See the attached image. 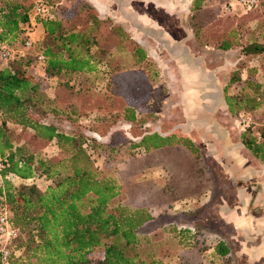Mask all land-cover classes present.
Returning a JSON list of instances; mask_svg holds the SVG:
<instances>
[{
  "label": "trees",
  "instance_id": "16d2710c",
  "mask_svg": "<svg viewBox=\"0 0 264 264\" xmlns=\"http://www.w3.org/2000/svg\"><path fill=\"white\" fill-rule=\"evenodd\" d=\"M35 1L0 0V47L16 51L13 59L5 67H0V162L3 164L0 170V211H7L11 225L20 231L12 244L10 262L147 264L139 259V233L154 221L155 215L148 206L130 208L119 205L108 209L109 202L119 195L121 188L115 178L104 176L95 167L87 145L98 146L111 159L122 156L123 145L117 144L116 136L128 144L124 150L128 156L133 150L151 155L181 149L197 160L199 152L188 138L158 131H140L135 108L119 106L120 54L123 48L130 49L135 63L153 72L151 60L121 26L111 24L105 28L107 19H101L86 2H82L80 9L70 11L62 6L61 1L39 0L54 16L51 20L41 16L34 18L35 24L42 26L45 39L53 41L45 43L39 50L45 58L41 66L44 77L57 81L54 97L49 100L40 82L27 71L31 48L25 47V26L31 22L30 12ZM207 8V0H194L193 21L190 22L204 46L223 51L239 47L244 57H259L264 53L263 44L243 43L239 24L243 20L240 19L235 26L231 22L228 30L224 28L217 32L216 42L210 41L206 29L215 28L222 21L205 22L203 14ZM252 10L258 20L257 33L264 39V0H259ZM63 13H68L66 18L60 15ZM215 17H218L217 13ZM34 58L36 60V54ZM100 67L107 81L100 104L90 109L97 112V117L82 124L85 129L82 135L65 132L63 123L76 112L70 104L71 99L64 100L60 94H66L64 88L70 87L69 80L63 81L62 77L68 79L74 74L95 73ZM244 68L247 70L245 79L238 69L231 74L229 84L243 82V95L227 94L224 97L226 111L232 116L240 109L249 114L251 123L240 135L241 144L254 159L262 162L264 129H252L254 121L250 113L262 105L264 89L254 80L258 70ZM249 91L253 92L251 98L248 97ZM49 102L53 103L52 107ZM247 102L251 105L249 108L245 106ZM121 124L129 127L127 133L117 130ZM52 143L58 149V155L43 156V150ZM165 168L169 171V183H182V166L175 168L167 164ZM36 177L50 182L45 191L24 182L15 186L12 181V178L27 181ZM168 211L169 214L172 212L171 209ZM167 225L178 239L179 246H183L177 252L179 264H201L200 256L208 250L206 242L211 233L210 226L196 224L189 229L183 228L188 223ZM164 227H161L162 231ZM99 249L103 252L102 258L93 263V254ZM215 254L219 257L228 254L223 242L216 245ZM157 263L152 261L149 264Z\"/></svg>",
  "mask_w": 264,
  "mask_h": 264
},
{
  "label": "rangeland",
  "instance_id": "374dc122",
  "mask_svg": "<svg viewBox=\"0 0 264 264\" xmlns=\"http://www.w3.org/2000/svg\"><path fill=\"white\" fill-rule=\"evenodd\" d=\"M58 1H61L62 6L70 11L80 9L82 2H86L85 0ZM181 1L184 2V7H179V11H175L174 9L169 15L158 12H155V14L157 17H168L170 24L169 30L166 29V32H169V35L173 39L180 42V44L183 42L184 46L189 48L196 57L201 56L210 67L219 69L217 70V74L223 90V98L227 94L233 93L239 96L243 95V82L230 85L229 80L232 72L237 69L240 71L242 79H245L247 70L244 67L246 66L258 70L254 74V80L259 82L264 89V53L259 57H244L241 55L239 47L223 51L213 49L211 46H204L201 39L196 37L195 32L191 28L190 22L191 20L193 21L192 3L194 0H179L178 2L169 0V4L175 5L181 3ZM161 3L166 4L164 1H161ZM230 5L232 9L230 12H227L225 7ZM136 6L141 7L143 4L140 2L133 3V8ZM207 6V11L203 14L205 22H213L218 19L222 21L217 27L210 30L206 29L208 32L205 33L206 36H209L210 41L216 42L218 40V36H216L217 32L222 31L224 28L228 30L227 26L231 22L235 26L237 19H240L243 20L239 21L240 26H242L240 27V33L243 34V43L254 41L264 45V39L257 33L258 29L256 25L258 20L253 16L254 10L250 12L245 11L237 5V0H207ZM47 10L49 11L48 8ZM128 10L132 13L131 9ZM146 10L145 6H143L139 11L146 12ZM148 11H151V14L153 13L151 7ZM178 12L179 14H177ZM49 13L53 15L50 11ZM134 13L136 14V12ZM216 13L218 17H215ZM114 14V18H107L108 22L105 28L111 24H116L129 34L133 42L137 43V40L149 41L156 57L155 59L150 58V66L152 65L153 73L142 65L135 63L130 53L131 51L127 46L123 48L122 54H120L122 64L120 65L121 72L119 79H121L122 83L120 85L121 99L119 106H131L135 108L138 114L140 131H158L165 135L175 134L179 138H183L180 131V125L184 120L183 110H181V99L185 93L179 72L174 68L175 61L171 59L162 45L153 40L151 36L148 37L137 31L118 12ZM60 15L66 18L68 13ZM34 16L35 13L32 10L30 17L34 19ZM247 19L249 20L246 21ZM161 32L163 31L161 30ZM34 33L38 39L33 36V48L30 50V53L28 52V54H31V57L27 71L40 82L49 100H52L55 88L57 87V81L54 78L47 79L44 77L43 70L34 57L45 46V43L49 44L53 41L48 42L45 39L41 27L38 31L35 30ZM97 35L100 36L99 32H97ZM156 35L160 36L158 33ZM166 37L168 38L169 36L166 35ZM171 48L178 50L177 45L171 46ZM216 51H219L220 58L215 54L217 53ZM4 66H6V63L0 61V67ZM171 67L173 69H170ZM62 78L63 81L69 80L70 87L64 88L67 91L66 94H60L64 97V100L68 99L69 101L71 99L70 104L76 112L67 119L68 122L63 123V130L67 133L73 132L77 135H82L85 132L82 124H86L89 120L97 117V112L92 110L102 100L100 97L105 89L107 77L103 75L102 67H100L99 71L95 73L74 74L71 78L67 79L66 76ZM61 84L64 85L63 83ZM61 88L63 89V87ZM252 94L253 92L249 91L248 97L251 98ZM49 106L52 107L53 103L49 102ZM91 106L93 107L92 110H90ZM245 106L249 108L251 105L247 102ZM244 111L243 109L236 110L233 116L227 111L225 114L221 112L213 114L209 117L211 121L209 127L201 126L200 124L198 126L197 124V131L192 129V137L188 139L193 140L196 144L199 152L197 160L192 158L189 152L181 151V149H179L180 151L178 149H171L168 152H164V154L158 151L151 155H147L141 150H133L128 156L124 151L128 148V144L123 143L122 138L119 136H116L115 139L117 144L123 145L120 152L122 156L111 159L98 146H92L88 143L87 150L92 155L95 167L104 176L115 178L121 188L119 195L109 202L108 209L112 210L119 205L130 208L148 206L155 215L154 221L142 228L139 233L138 255L141 261L147 264L152 261H157V264H179L177 252L183 249V246H179L176 236H174L171 230L167 229L169 228V225H167L169 223L175 222L182 226L194 220L207 219L204 221V224L210 226V228L223 225V222L218 221L219 215L214 211H209L210 205L195 210L194 208L197 205L196 199L209 195L213 200V204L215 202L222 203L221 200L223 198L241 195L239 187L241 190V187L248 186L249 184L254 185L258 182L264 184V160L260 162L254 159L241 144L240 135L247 127L245 125V117L249 116ZM89 112H92V114ZM250 114L254 121L252 129H264V99H262V105ZM201 115L195 116V122L201 123L199 121L201 120L199 118ZM216 123L222 126V129ZM193 127L195 128V126ZM118 129L126 132L129 127L121 124L117 127ZM210 131H213L216 135L209 134ZM226 133L229 135L227 136ZM86 135L91 136L88 132ZM126 136L129 137V134ZM218 138L223 141H219ZM58 153V149L52 143L43 150L42 155L53 157L58 155ZM165 160L168 161L167 164L170 167L177 168V166H182L183 177L181 184L169 183V171L165 168L167 165ZM232 164L239 166L241 169H238L239 171L233 169ZM12 181L15 186L21 184L15 179ZM242 182L243 184H241ZM166 183L167 186L165 188L164 185ZM24 184H34L43 192L50 182L43 177H36L28 182H24ZM245 193L248 195L250 190H246ZM196 195L199 196L196 197ZM169 209L173 213L170 211L171 213L169 214ZM161 227H164L165 230L162 231ZM148 236L149 241L147 240ZM215 240L213 237H208L206 244L208 246L209 244L212 245ZM102 255L101 249L96 250L93 254L92 262L95 263L100 260ZM200 260L204 264H215V260L212 259L208 250L201 254Z\"/></svg>",
  "mask_w": 264,
  "mask_h": 264
},
{
  "label": "crops",
  "instance_id": "0c3cea01",
  "mask_svg": "<svg viewBox=\"0 0 264 264\" xmlns=\"http://www.w3.org/2000/svg\"><path fill=\"white\" fill-rule=\"evenodd\" d=\"M85 1L93 7L101 19L114 18V13L118 12L124 20L131 24V26H133L132 19H135L140 25L160 35L158 37L159 40H155L153 37L151 38L161 44L171 59L175 61L174 68L179 72V76L182 79L181 84L184 88L185 95L181 99V110H183L184 120L180 125V131L183 133H181L183 137L191 139L193 130L197 131L198 129V127H196L197 124L198 126L200 124L201 126L209 127L211 123L209 117L213 114L220 112L223 114L227 113L225 110L226 105L223 98V90L217 74V70L219 69L210 67L201 56L196 57L189 48L184 46L183 42L180 44V42L173 39L169 35V32H166V29L169 30L170 24L168 17H157L155 14V12H158L160 14L166 13L169 15L174 9L175 11H179L180 8L184 7L183 1L175 5L169 4V0ZM161 1L166 2V4L161 3ZM174 1L178 2L179 0ZM136 2L143 4L147 9L146 12L139 11L143 6H136L133 8V3ZM150 7L153 11L152 14L151 11H148ZM128 9H131L132 13L129 12ZM133 11L136 12L137 15ZM177 14H179V12ZM40 27L43 32V28L40 24H37L35 30L38 31ZM161 30L163 32H161ZM166 35L169 37L167 38ZM33 36L38 39L35 33ZM137 41L145 50L148 58H156L155 52H153V48L149 41ZM174 45L178 46V50H173L171 48V46ZM216 52L215 54L219 57V51ZM185 54L191 55L192 59L190 62L186 60ZM170 69H173V67ZM200 114H202L199 116V118H201V120H199L201 123H197L195 122V116L198 117ZM216 125L220 128L222 127L217 123ZM192 126H195V128H192ZM211 133L216 135L213 131L209 132V134ZM228 135L229 134H227V136ZM218 140L223 141L220 138H218ZM194 145L196 146L195 143ZM233 151L235 152L234 148ZM232 168L236 170L241 169L239 166L233 164ZM13 179L19 182H26L16 178H12V180ZM241 184H243V182ZM248 189L250 193L246 195L245 191ZM239 191L241 195L232 198H223L221 200L222 203L215 202L213 204V200L209 195L195 200L197 203L194 208L195 210L210 205L209 211L216 212L219 215L218 221L223 222V225H218L216 228L211 227L209 238L213 237L216 240L212 245L209 244L208 251L212 259L215 260V264H264V184L262 182H258L254 185L249 184L248 186L241 187V190L239 187ZM198 196L199 195H196V197ZM206 220L207 219L194 220L188 223V225L183 226V228L187 227L193 229L195 227L194 225H203ZM219 242H223L228 249V254L224 257H219L215 254V247ZM201 264H204V262L202 261Z\"/></svg>",
  "mask_w": 264,
  "mask_h": 264
},
{
  "label": "built area",
  "instance_id": "2783aa9c",
  "mask_svg": "<svg viewBox=\"0 0 264 264\" xmlns=\"http://www.w3.org/2000/svg\"><path fill=\"white\" fill-rule=\"evenodd\" d=\"M259 0H237V5L243 8L245 11H250L253 7L258 4ZM232 6L225 7L227 12H230ZM33 12L35 16H41L43 18L53 19V15L40 4L39 0L35 1L33 7ZM33 17L31 18L30 24L25 26V35L27 37L25 41V47L27 49L33 48V34L36 28ZM16 51L13 49H8L5 47H0V61L8 63L15 56ZM36 61L38 65L43 66L45 58L43 54L38 51L36 53ZM245 125L248 126L251 123L250 116L245 117ZM3 168V164L0 162V170ZM30 180H27L28 182ZM20 231L17 228H14L9 220V215L7 211H0V264H11V255H12V244L14 240L18 238ZM18 253H16L17 255Z\"/></svg>",
  "mask_w": 264,
  "mask_h": 264
},
{
  "label": "water",
  "instance_id": "95a60500",
  "mask_svg": "<svg viewBox=\"0 0 264 264\" xmlns=\"http://www.w3.org/2000/svg\"><path fill=\"white\" fill-rule=\"evenodd\" d=\"M132 25L134 26V28L139 31L140 33H142L143 35L146 36H151L153 37L155 40H158L159 38H157L154 33L152 32L151 29L149 28H144L142 25H140L139 23L136 22L135 19H132Z\"/></svg>",
  "mask_w": 264,
  "mask_h": 264
},
{
  "label": "bare ground",
  "instance_id": "6f19581e",
  "mask_svg": "<svg viewBox=\"0 0 264 264\" xmlns=\"http://www.w3.org/2000/svg\"><path fill=\"white\" fill-rule=\"evenodd\" d=\"M153 32V31H152ZM154 33V35L156 36V33L155 32H153ZM157 38H158V36H156ZM159 40V39H158ZM187 55V56H186ZM185 57H186V60L188 61V62H190L191 61V55L190 54H185Z\"/></svg>",
  "mask_w": 264,
  "mask_h": 264
}]
</instances>
